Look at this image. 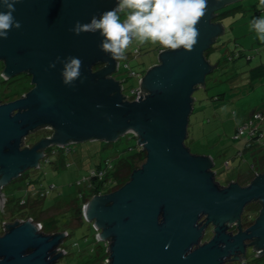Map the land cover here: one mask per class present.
<instances>
[{"label": "water", "instance_id": "water-1", "mask_svg": "<svg viewBox=\"0 0 264 264\" xmlns=\"http://www.w3.org/2000/svg\"><path fill=\"white\" fill-rule=\"evenodd\" d=\"M234 1L207 0L194 49L159 51L158 62L139 80L145 93L130 100L114 76L119 60L100 50V34L70 31L77 21L89 23L116 7V0H19L13 15L21 27L0 40L2 75L28 74L32 88L16 100L0 102L2 210L3 188L40 168L45 149L114 142L133 133L147 153L145 162L124 185L94 195L82 209L97 238L108 243V264H226L244 261L249 247L263 255L264 172L247 185H221L212 156L193 153L186 144L194 93L216 68L206 52L224 33L214 18ZM68 56L82 61L73 86L63 84L62 64L49 67L57 57ZM42 126H50L52 135L24 146ZM254 201L262 205L260 214L244 230L242 216ZM233 225L236 234L229 232ZM209 226L213 236L204 240ZM3 229L0 264H60L66 231L45 233L32 218L5 223Z\"/></svg>", "mask_w": 264, "mask_h": 264}, {"label": "rangeland", "instance_id": "rangeland-1", "mask_svg": "<svg viewBox=\"0 0 264 264\" xmlns=\"http://www.w3.org/2000/svg\"><path fill=\"white\" fill-rule=\"evenodd\" d=\"M218 12H222L218 22L223 25L224 33L206 52V57L216 68L207 76L204 87L199 86L194 93V113L190 117L186 144L193 153L212 156L214 171L222 184L236 180L243 183L252 165H258L259 158L264 155V136L252 137L250 128L246 129L245 135L237 136L238 127L250 121L257 126L256 115L264 114V41L251 28L253 19L264 17V4L261 0H235ZM159 46L158 43L140 44L133 40L125 58L119 60L121 67L117 72L124 95L131 96L140 78L158 62ZM125 63L139 72L140 77L131 76ZM99 68L97 65L94 70ZM3 69L0 62V100L7 101L19 96L20 91L24 94L31 89L29 76L21 73L5 79ZM260 123L264 130V120ZM250 140L255 142L252 147L246 146ZM68 147L71 152L59 150L61 153L51 156L49 161L43 159L40 168L27 170L22 178L6 185L3 188L6 203L9 201V208L14 211L29 210L45 233L67 232L61 244L65 254L59 260L60 264H106L108 243L104 245L106 242L97 238L98 230L93 222L83 217L84 204L78 198L79 192L88 191V183L82 181L83 184L77 185V181L88 176L98 165L104 167L107 160L113 164L120 155L132 154L141 146L133 133H127L114 142L90 140ZM30 181L36 188L51 184L56 188L46 197H39L41 203L21 208L18 202ZM260 208L253 203L246 207L244 214L253 219L259 216ZM4 210L0 205V234L4 232L5 223L16 221H7ZM209 233L210 229L204 240ZM249 248L244 261L253 262L257 258L254 264H264V254L256 256L259 251Z\"/></svg>", "mask_w": 264, "mask_h": 264}, {"label": "clouds", "instance_id": "clouds-1", "mask_svg": "<svg viewBox=\"0 0 264 264\" xmlns=\"http://www.w3.org/2000/svg\"><path fill=\"white\" fill-rule=\"evenodd\" d=\"M18 2L0 0V9H6L0 10V40L7 39L13 28L21 27L13 15ZM207 8V0H116V7L93 16L89 23L77 21L70 31L76 36L98 32L102 37L100 50L113 60L124 59L133 40L191 52L200 35L197 25ZM120 13H125V19L121 20ZM251 28L264 41V17L253 19ZM56 63L63 65L61 77L64 85L73 86L80 79L82 61L78 57L68 56L64 60L57 57L49 67L55 68ZM114 76L118 78V73Z\"/></svg>", "mask_w": 264, "mask_h": 264}, {"label": "trees", "instance_id": "trees-1", "mask_svg": "<svg viewBox=\"0 0 264 264\" xmlns=\"http://www.w3.org/2000/svg\"><path fill=\"white\" fill-rule=\"evenodd\" d=\"M221 16H222V14L219 16V18ZM21 93H22V91H20L19 94H21ZM193 113H194V111H193ZM146 156H147V153L142 147H139V150H137L136 152H133L132 154L120 155L116 159L115 163H113V166L111 168H109V170L107 171V173L105 174L103 179H101L97 182L94 179L92 180L94 182L93 183L94 186H93V188H88V191L85 192L83 201L87 202L91 197H93L96 194L110 192V191L118 189L119 187L124 185L130 179L132 172L135 169L139 168L141 166V164L145 162ZM99 166H101V165H98V167ZM104 189H107V190L105 191ZM40 200L41 199L34 200V201L30 202V204L28 203L26 206H20L19 202H18V204L21 208H23V207H27V206H31V205L33 206L37 202L41 203ZM4 209H5L4 211H5L7 221L8 220L13 221V220H17V219H28V218H32L34 221H36L35 217H33V215H31V212L29 210L26 211L24 209V210H20L18 212V211H14L12 208H9V201H8V203H6ZM106 244L107 243H105L104 245H106ZM106 254H108V251ZM100 258L102 259V257H100ZM256 260H257V258L256 259L254 258L253 262H252V261L247 259L246 261H242L240 264H245V263L246 264L247 263L254 264V261H256Z\"/></svg>", "mask_w": 264, "mask_h": 264}, {"label": "built area", "instance_id": "built-area-1", "mask_svg": "<svg viewBox=\"0 0 264 264\" xmlns=\"http://www.w3.org/2000/svg\"><path fill=\"white\" fill-rule=\"evenodd\" d=\"M161 50H165V48H163L162 46H159V51ZM124 66L126 68H128V70L130 71V75L131 76H134V77H137L139 78L140 77V73L131 69L128 65V63H125ZM120 63H119V66H118V70L120 69ZM122 87H123V84H122ZM144 90L140 87V84L133 88L132 92H131V96H126L128 99L130 100H134V99H138L140 96H142L144 94ZM256 119L258 120L259 124L257 126L254 125V122L253 121H250L249 123L241 126V127H238L237 129V136H242V135H245V131L247 128H250L251 129V136L252 137H263L264 136V130H263V126L261 127V123L263 120H264V114L263 113H259L256 115ZM59 150H62L63 153H67V152H71L72 149L68 146L66 147H60L58 149ZM56 150H53L52 152L56 153L58 152ZM60 152V151H59ZM47 161H49V157L46 158ZM113 166V164L107 160L106 163H105V166L102 167V166H99V167H96V168H93L91 169V172L88 176L84 177V179H80L77 181V185H81L83 183H81L82 181L84 183H88V188H93L94 184L92 182V180L94 179L95 181H99L101 179H103V177L105 176V174L107 173V171L109 170V168H111ZM37 186L32 184L31 181L30 182H27V186H26V193L25 195L20 199L19 203H20V206H26L29 202H31V200H34V199H39V197H46L47 195H49L51 193V191L53 189L56 188L55 184H51L49 187H41V188H36ZM45 189L47 191H45ZM84 195L85 193H82V192H79L78 194V198L83 201L84 199ZM86 202L83 201V204L85 205ZM83 205V207H84ZM82 207V209H83ZM40 225V224H39ZM42 228V225H40V229ZM108 251V250H107ZM109 252V251H108ZM106 264H108V259L106 260Z\"/></svg>", "mask_w": 264, "mask_h": 264}, {"label": "flooded vegetation", "instance_id": "flooded-vegetation-1", "mask_svg": "<svg viewBox=\"0 0 264 264\" xmlns=\"http://www.w3.org/2000/svg\"><path fill=\"white\" fill-rule=\"evenodd\" d=\"M222 14V12L221 13H219V12H217L216 13V19L214 18V21L215 22H218V19H219V16ZM120 16H121V20H123V19H125V13H120ZM1 63H3V65H4V67H5V64H4V62L3 61H0ZM99 67H101L100 65H99ZM29 76L28 74H23V76ZM29 78L31 79V76H29ZM11 79V78H10ZM32 88V87H31ZM25 94V93H24ZM23 94H20L19 96H15V97H13V98H11V99H9V100H7V101H2V100H0V102H3V103H5V102H10V101H13V100H16V99H18V98H20L21 96H22ZM52 133H53V130L51 129V127L50 126H42V127H39L37 130H35L31 135H29L26 139H25V141H24V146H29V147H32L33 145H35L37 142H39L41 139H43V138H47L48 136H50V135H52ZM60 147H54V148H52V147H50V148H47V149H45L44 150V155H45V157L43 158V159H46L47 157H51V156H53V155H57V154H60L61 152H59L58 151V149H59ZM53 150H56V151H58V153L56 152V153H54V152H52ZM259 164L257 165V164H254L253 166H252V168H251V170L249 171L250 173L248 174V176H247V178H246V180L243 182V183H240L238 180H236L237 182H239L241 185H247L248 183H250V181H252V179L255 177V175L257 174V173H262V172H264V155L263 156H261L260 158H259ZM25 174V173H24ZM24 174L20 177V178H22L23 176H24ZM216 179L218 180V177H216ZM18 180V179H17ZM219 181V180H218ZM220 182V181H219ZM230 181H227L226 183H224V184H222L221 182H220V184L221 185H227L228 183H229ZM80 202V201H79ZM78 202V203H79ZM258 204L259 206H261V208H262V205H261V203L259 202V201H254V202H252V203H250V204H248V205H251V204ZM247 205V206H248ZM246 206V207H247ZM261 208H260V211H261ZM246 209V208H245ZM258 218V216L257 217H255V218H253V219H250L249 217H247V215L246 214H243V216H242V224H243V229L245 230L246 228H248L250 225H252L254 222H255V220ZM210 229V233H209V237L207 238V240H209L212 236H213V226H209V228H208V230ZM4 230V229H3ZM207 230V231H208ZM229 232H232L233 234H236L237 232H238V228H237V226L235 225H233L232 227H230V229H229ZM207 233V232H206ZM250 248H248V250H249ZM229 262H234V263H238V264H240L242 261H240V260H238V261H228L227 263H229ZM226 263V264H227Z\"/></svg>", "mask_w": 264, "mask_h": 264}, {"label": "crops", "instance_id": "crops-1", "mask_svg": "<svg viewBox=\"0 0 264 264\" xmlns=\"http://www.w3.org/2000/svg\"><path fill=\"white\" fill-rule=\"evenodd\" d=\"M263 125H261V127H262ZM255 140V139H254ZM254 140H250L249 141V143H247L246 144V146H249V147H252L254 144H255V142H254ZM254 154H255V152H253ZM241 155V154H240ZM242 158L244 157V155L243 156H241ZM253 166V165H252ZM252 168V167H251ZM34 200H37V199H34ZM34 200H31V201H34Z\"/></svg>", "mask_w": 264, "mask_h": 264}]
</instances>
